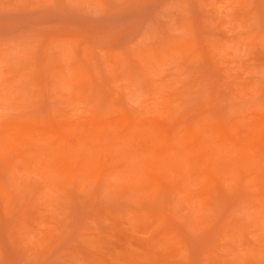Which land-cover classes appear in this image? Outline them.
<instances>
[{
    "label": "rangeland",
    "instance_id": "1",
    "mask_svg": "<svg viewBox=\"0 0 264 264\" xmlns=\"http://www.w3.org/2000/svg\"><path fill=\"white\" fill-rule=\"evenodd\" d=\"M261 168L264 0H0V264H264Z\"/></svg>",
    "mask_w": 264,
    "mask_h": 264
},
{
    "label": "bare ground",
    "instance_id": "2",
    "mask_svg": "<svg viewBox=\"0 0 264 264\" xmlns=\"http://www.w3.org/2000/svg\"><path fill=\"white\" fill-rule=\"evenodd\" d=\"M257 169V168H256ZM262 169V168H261ZM46 170V169H45ZM79 170V171H78ZM76 169V170H73V174H71V175H68V176H64V177H66V178H68V180H70L71 182H72V180L73 181H78V179L80 178V177H82V173L80 172V169ZM263 169H262V177H263V179H264V174H263ZM43 172V171H42ZM128 172V171H127ZM113 173V172H112ZM141 173L142 172H140L139 170H132L131 169V172H129V173H127V174H125V176H133V175H135V176H137V177H139V176H141ZM45 176L47 177V178H49V179H52L53 180V178H54V183L56 184L57 182H60V180H59V174H57V172H56V170L54 169V168H52V167H50V166H48V168H47V170L45 171ZM114 174V173H113ZM143 174V173H142ZM197 174V175H196ZM118 175L120 176V174L118 173ZM194 175L195 176H198L199 174L197 173V172H192V173H185L184 174V177L186 178V180L184 179V181H185V185H183V186H186V188L188 187V186H193V178H194ZM117 176V175H116ZM122 176V175H121ZM143 176V175H142ZM110 177V176H109ZM201 177V176H200ZM55 178H57L56 180H57V182H55ZM195 182V181H194ZM73 184V183H72ZM58 186H62V185H64V183L62 182V185H60V184H57ZM182 186V187H183ZM263 187H264V183L262 182L261 183V188H262V190H263ZM62 188V187H61ZM192 188V187H191ZM194 188V187H193ZM183 189V188H182ZM261 190V191H262ZM183 191H185V190H183ZM186 192L188 193H190V191H188V190H186ZM186 193V194H187ZM262 193V192H261ZM263 194H264V191H263V193H262V196H263ZM188 195V194H187ZM262 198V197H261ZM263 199H264V196H263ZM259 209H260V211L262 212V213H264V202L260 205V207H259Z\"/></svg>",
    "mask_w": 264,
    "mask_h": 264
}]
</instances>
